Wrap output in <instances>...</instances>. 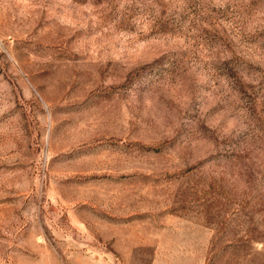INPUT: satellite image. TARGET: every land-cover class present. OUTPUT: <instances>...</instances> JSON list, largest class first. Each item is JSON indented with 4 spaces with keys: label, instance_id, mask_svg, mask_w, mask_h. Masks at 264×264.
Returning a JSON list of instances; mask_svg holds the SVG:
<instances>
[{
    "label": "rangeland",
    "instance_id": "rangeland-1",
    "mask_svg": "<svg viewBox=\"0 0 264 264\" xmlns=\"http://www.w3.org/2000/svg\"><path fill=\"white\" fill-rule=\"evenodd\" d=\"M0 264H264V0H0Z\"/></svg>",
    "mask_w": 264,
    "mask_h": 264
}]
</instances>
